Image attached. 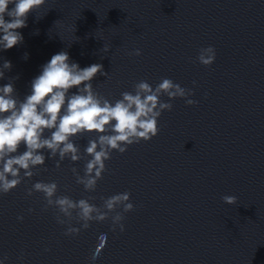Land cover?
<instances>
[{"label": "clouds", "instance_id": "obj_1", "mask_svg": "<svg viewBox=\"0 0 264 264\" xmlns=\"http://www.w3.org/2000/svg\"><path fill=\"white\" fill-rule=\"evenodd\" d=\"M45 3L46 0H0V50L12 49L23 42L22 33L18 30L27 27L28 16ZM134 54L138 56L141 53L137 49ZM215 58L213 46L200 49L197 56L199 63L205 67H210ZM11 67V62L5 60L3 68ZM97 75L107 76L101 63L81 68L78 63L70 62L67 51H60L42 65L40 74L31 81V93L19 106L13 96L14 84L9 82L0 86V193L6 194L15 189L22 183L23 177L30 178L32 167L44 165L45 156L39 151L41 149L51 150L53 156L59 152L61 160L66 156L74 162L80 160L79 149L71 138L85 133H96L98 136L89 140L84 150L90 157L85 164L87 180L78 182L84 183L86 190L94 191L107 171L106 161L111 159L113 151L123 154L128 146L148 142L159 134V118L164 111L172 110V100L184 98L187 105L197 103L188 98L194 94L191 89H185L169 78H162L155 87L141 80L134 85L132 92H122L121 98L115 102L107 98L101 100L92 85ZM3 78L4 72L0 71V79ZM71 89L76 91L70 92ZM162 96H167L168 102L163 101ZM106 129L110 130V135H104ZM46 130H50V136H45ZM21 145L25 150L17 154ZM33 190L43 193L48 204L55 203L65 216L71 217V210L78 209L77 215L84 221V229L90 227L91 221H105L109 213L115 212L112 231L118 225L123 232L125 229L121 221L124 217L116 210L122 208L125 213L134 210L128 191L104 199L103 207L107 211L100 212L99 207L87 199L74 201L66 195L57 196L54 181L36 182L28 190V195H32ZM236 199L230 195L222 197L229 205L236 203ZM57 221L64 223L58 218ZM79 232V228L69 226L65 235H78ZM107 239V233L99 235L93 260L106 247Z\"/></svg>", "mask_w": 264, "mask_h": 264}]
</instances>
